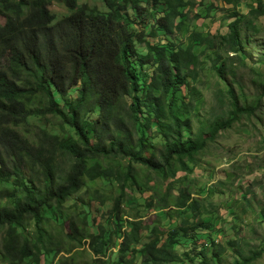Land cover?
I'll use <instances>...</instances> for the list:
<instances>
[{
  "label": "trees",
  "instance_id": "16d2710c",
  "mask_svg": "<svg viewBox=\"0 0 264 264\" xmlns=\"http://www.w3.org/2000/svg\"><path fill=\"white\" fill-rule=\"evenodd\" d=\"M79 1L0 0V263L216 264L223 252L206 236L209 203L177 185V174L193 172L189 164L199 165L196 156L219 131L256 115L264 90L243 105L229 85L227 111L191 135L189 88L204 55L195 47L214 49L212 68L227 80L234 67L221 53L235 55L230 66L245 65L244 31L264 15L263 0L247 14L232 8L225 34L187 24L191 7L196 20L215 17L204 2L102 0L100 10ZM54 2L69 14L55 20ZM97 180L120 196L106 197ZM146 191L147 210L166 211L177 224L153 226L144 241L145 216H127L125 204ZM86 244L91 256L80 262Z\"/></svg>",
  "mask_w": 264,
  "mask_h": 264
},
{
  "label": "rangeland",
  "instance_id": "374dc122",
  "mask_svg": "<svg viewBox=\"0 0 264 264\" xmlns=\"http://www.w3.org/2000/svg\"><path fill=\"white\" fill-rule=\"evenodd\" d=\"M195 1L197 5L204 2L205 8L215 6V10L211 12L215 17L196 20L195 12L198 8L191 7L190 20L187 22L189 27L192 29L194 25H198L206 29L204 34L208 32L216 34L217 31L225 34L228 32L229 11L236 8L239 13L247 14L254 0H238L234 7L226 3V0ZM231 1L235 3L234 0ZM79 2L105 10L102 0ZM49 10L55 20L69 14V11L58 2H54ZM247 32L246 34L244 31V36L246 35L244 55L248 60L245 61L244 66L242 64L230 66L231 61L236 60L235 57H231L234 54H228L226 51L221 53L226 64L230 68L234 67L226 71L227 80L220 78L212 68L213 60L216 58L212 53L214 49L211 51L205 50L204 46L195 47L197 54L204 52V55L201 57L203 64L197 82L192 83L189 88L195 90L194 110L189 115L191 135H197L206 124L227 111L229 107L226 102L230 98L226 89L229 85L233 86V90L238 95L240 94V103L243 105L252 103L261 93L260 91L264 90V15L254 20L252 30ZM187 35V31L180 34L185 45ZM227 117L228 114H225L223 120ZM205 130L208 134V128ZM150 133L155 137L160 135L156 131ZM188 136L189 134L186 133V137ZM196 159L199 161L198 166L189 164L194 168L193 172L187 175L178 172L177 178L180 184L177 185L189 186L191 192L195 195L200 194V197L205 198L209 203V210L212 213L210 216L204 215L203 218L209 220L212 227L206 236L215 239L216 249L223 252L216 264H241L245 257L249 258L258 253L260 255L250 264H264V98L256 115L243 114L231 128L219 131L214 141H208ZM137 169L141 177L148 173L143 167ZM93 186L106 197L120 196V190L107 182L97 180ZM132 196L128 194L129 200L125 204L126 214L131 217H138L140 214L145 216H142V225L143 228L149 227V229H143L144 241L154 238L153 226L163 231L177 224V218L169 219L166 211L154 207L147 210L146 205L153 203L151 191ZM101 220V215H98L96 224ZM207 238L200 243L206 248ZM85 248L87 249V244ZM87 251L79 255L80 262L90 258L89 249Z\"/></svg>",
  "mask_w": 264,
  "mask_h": 264
}]
</instances>
